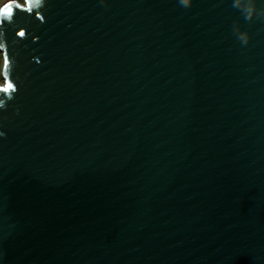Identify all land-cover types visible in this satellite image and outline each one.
<instances>
[{"label": "water", "instance_id": "obj_1", "mask_svg": "<svg viewBox=\"0 0 264 264\" xmlns=\"http://www.w3.org/2000/svg\"><path fill=\"white\" fill-rule=\"evenodd\" d=\"M254 3L0 4V264H264Z\"/></svg>", "mask_w": 264, "mask_h": 264}, {"label": "clouds", "instance_id": "obj_2", "mask_svg": "<svg viewBox=\"0 0 264 264\" xmlns=\"http://www.w3.org/2000/svg\"><path fill=\"white\" fill-rule=\"evenodd\" d=\"M244 2L246 3L247 6L243 9V13L247 19H250L252 16L256 14L254 0H244ZM180 3L187 8L190 6L191 0H180ZM7 19L9 21L11 20V18H7ZM241 39L244 40V42H247V33H241Z\"/></svg>", "mask_w": 264, "mask_h": 264}, {"label": "snow or ice", "instance_id": "obj_3", "mask_svg": "<svg viewBox=\"0 0 264 264\" xmlns=\"http://www.w3.org/2000/svg\"><path fill=\"white\" fill-rule=\"evenodd\" d=\"M7 7H4L2 9V11H0V18H11V16L13 15V9L11 10V15H9L7 12L4 11V9ZM21 35L23 36L24 33H21ZM10 89H13V85L11 83L8 84L7 88H4L2 91L4 92H8Z\"/></svg>", "mask_w": 264, "mask_h": 264}, {"label": "rangeland", "instance_id": "obj_4", "mask_svg": "<svg viewBox=\"0 0 264 264\" xmlns=\"http://www.w3.org/2000/svg\"><path fill=\"white\" fill-rule=\"evenodd\" d=\"M4 0H1L0 1V4L3 2ZM21 3V2H19ZM22 4V3H21ZM2 64H3V58H2V55L0 53V84L2 83V76H1V70H2Z\"/></svg>", "mask_w": 264, "mask_h": 264}, {"label": "trees", "instance_id": "obj_5", "mask_svg": "<svg viewBox=\"0 0 264 264\" xmlns=\"http://www.w3.org/2000/svg\"><path fill=\"white\" fill-rule=\"evenodd\" d=\"M1 1V0H0ZM19 2L23 3V0H18Z\"/></svg>", "mask_w": 264, "mask_h": 264}]
</instances>
